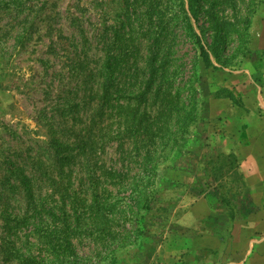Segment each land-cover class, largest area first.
<instances>
[{"label":"rangeland","instance_id":"1","mask_svg":"<svg viewBox=\"0 0 264 264\" xmlns=\"http://www.w3.org/2000/svg\"><path fill=\"white\" fill-rule=\"evenodd\" d=\"M190 4L213 66L186 33ZM154 49L165 77L139 97ZM259 134L264 0H0V264H199L220 248L244 252L242 239L215 251L203 238L232 243L231 214L264 204L260 167L251 190L246 163L217 162Z\"/></svg>","mask_w":264,"mask_h":264},{"label":"crops","instance_id":"2","mask_svg":"<svg viewBox=\"0 0 264 264\" xmlns=\"http://www.w3.org/2000/svg\"><path fill=\"white\" fill-rule=\"evenodd\" d=\"M247 127V126H246ZM243 134H246L249 136V134L244 131ZM260 135V134H259ZM257 137V139L251 140L249 143L246 141L243 145L239 144L235 147V150L225 153H234L239 158V171L242 169L243 165L246 163L247 167V177L245 179L250 184V180L253 181V179H257V172L260 167V171H264V139L260 140L264 137V134ZM260 148V150H259ZM246 149H250L249 154L245 157V159H242L240 156L245 152ZM244 151V152H243ZM252 167V168H251ZM261 175V174H260ZM259 179H263L259 177ZM257 183L250 184L249 188L252 190ZM264 200V198H263ZM221 201L225 203L227 206L230 207L231 204H227L222 199ZM238 202V201H237ZM201 203V201L199 202ZM232 206V205H231ZM234 207V204H233ZM193 209V207H192ZM263 213V214H261ZM264 217V204L259 203L258 206H254L251 210H249L246 214V217L243 219L241 218V212L239 213H232L231 214V229L229 230V238L230 234L232 235L233 242L230 243V239H228V236H225L221 233V235H216L213 232L205 233L203 238V245L207 249H213L217 251L216 245L218 244H229L233 245L235 240L242 239V243H245L244 252H238V250L235 249L234 254H229L230 247L228 245V250H225L224 253L223 249H219L217 251L219 256H198V261L201 259V262L199 264H264V220L263 221H255L254 218ZM222 223V222H221ZM218 227L219 231L225 229L224 224H221ZM205 227L211 226V224H207V222H204ZM222 225V226H221ZM217 227V226H216ZM212 230V226L211 229ZM248 231V232H247ZM215 232V231H214ZM236 233H238V236L244 237H238L236 236ZM228 239V241H227ZM255 247H262V249L255 253L254 248ZM237 252V253H236ZM195 258L194 256H188L189 260L191 258ZM192 261V260H191ZM193 261L196 263L197 260L193 259Z\"/></svg>","mask_w":264,"mask_h":264},{"label":"trees","instance_id":"3","mask_svg":"<svg viewBox=\"0 0 264 264\" xmlns=\"http://www.w3.org/2000/svg\"><path fill=\"white\" fill-rule=\"evenodd\" d=\"M192 1V0H191ZM184 27L186 30L187 35L199 46L200 49V55L202 60L205 63V66L210 67L213 66V62L212 59L210 57V53L209 51L206 49L205 45L202 43V39L200 38V35L196 32L193 23H192V15L193 17H195V19L198 21L199 16H198V10L197 7L195 6V4H190L189 8L186 9L184 6ZM149 77L148 80L146 82V89L144 92H142V94L139 95V97H147V95L149 94V92L152 90V87L158 82V80H161L165 77L164 73L161 72V69H164L162 67L161 64H159V51L158 50H152V54L149 60ZM113 82H112V73H106V80H105V86H104V96L107 97L110 93V87H112ZM226 93V92H225ZM227 97H229L231 100L238 102V99H236L235 95L230 91L228 94L226 93ZM240 106H242V104L238 103ZM150 128H144V132H147ZM150 131V130H149ZM219 160L218 162V169L224 171L226 169V171L233 170V169H238L239 166V158L237 157L236 154L234 153H229V154H221L219 156ZM226 159V160H223ZM228 167V169H227ZM233 168V169H232ZM228 171V172H229ZM221 199L226 202L227 204H231L233 206V203L231 202V199H229L226 196H222ZM100 204V201L96 203H94V205L98 206ZM30 205L33 207L34 212L38 213L41 209V207L46 208V204L44 203L42 206H40L39 204H37L34 201L30 202ZM55 207H53V210L55 211ZM48 211L50 212V210L48 209ZM42 212V211H41ZM53 216L54 218L57 220L58 216L56 214V212H53ZM73 245L70 242H67L66 246H60L58 248V250H54L55 252V258L56 260H61L62 256H66L65 254V250L66 248H70ZM72 254H76L75 251H73L72 249ZM77 255V254H76ZM25 262L28 263H32V264H38V262L34 259H25ZM45 264V263H43ZM47 264V263H46Z\"/></svg>","mask_w":264,"mask_h":264}]
</instances>
